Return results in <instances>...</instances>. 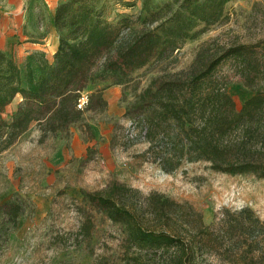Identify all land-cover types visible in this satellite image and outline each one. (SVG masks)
<instances>
[{
    "label": "trees",
    "instance_id": "16d2710c",
    "mask_svg": "<svg viewBox=\"0 0 264 264\" xmlns=\"http://www.w3.org/2000/svg\"><path fill=\"white\" fill-rule=\"evenodd\" d=\"M229 1L173 0L154 10L144 5L146 15L136 29L125 18L116 24L107 21L95 1L61 3L53 24L58 32H66L51 63L33 56L23 73L0 51V151L32 123L44 135H54L79 122L85 112L103 111L104 88L78 107L88 86L126 85L136 71L169 60L186 40L222 23ZM260 44L230 46L214 53L201 46L190 70L154 78L135 96L126 115L137 123L148 145L144 153L161 171L172 173L183 164L204 163L213 172L264 179V92L254 91L264 82ZM227 60L234 63L239 81L255 92L242 103L228 92L224 78L216 77L215 69ZM17 98L15 110L3 118ZM130 193L116 184L105 193L85 195L84 200L120 225L128 242L153 249L160 257L166 253L156 264H199L204 256L216 257L219 264H264V220L251 210H225L213 231L202 229L200 223L188 234L193 220L184 218L194 215L199 221L193 211L186 216L181 206L151 196L147 205L158 229L139 217L129 202ZM3 207L15 221L19 207ZM173 214L187 226L183 238L168 224Z\"/></svg>",
    "mask_w": 264,
    "mask_h": 264
},
{
    "label": "rangeland",
    "instance_id": "374dc122",
    "mask_svg": "<svg viewBox=\"0 0 264 264\" xmlns=\"http://www.w3.org/2000/svg\"><path fill=\"white\" fill-rule=\"evenodd\" d=\"M103 17L113 23L128 19L136 29L146 15L144 5L154 10L173 0H92ZM222 23L209 27L195 39L186 40L172 57L136 71L122 86L110 82L88 86L79 100L103 89L106 107L101 112H85L82 119L54 135L43 134L36 123L7 149L0 151V264H156L155 250L128 242L118 224L108 221L85 200V195L105 193L112 185L132 191L129 202L139 217L150 225L148 199L163 197L181 206L186 216L193 211L191 232L196 226L213 231L223 212L251 210L264 220V179L252 175H227L207 169L204 163L183 164L165 173L144 153L148 145L137 123L126 115L135 96L152 79L163 74L190 70L201 46L210 53L242 44L256 45L264 54V0H231ZM197 27L195 31L200 30ZM61 30L59 35L65 34ZM13 46V44H12ZM12 46L6 56L25 73ZM11 47V48H10ZM232 61L222 62L216 77L224 78L228 92L242 103L256 92H264V82L251 90L235 76ZM19 98L6 108L7 118ZM4 205L19 207L12 220ZM166 219V218H165ZM185 222L176 214L169 226L183 238ZM86 227V228H85ZM159 229L160 227L157 226ZM204 229V230H205ZM174 250V249H173ZM172 249L169 250V254ZM199 264H219L214 256H204Z\"/></svg>",
    "mask_w": 264,
    "mask_h": 264
},
{
    "label": "crops",
    "instance_id": "0c3cea01",
    "mask_svg": "<svg viewBox=\"0 0 264 264\" xmlns=\"http://www.w3.org/2000/svg\"><path fill=\"white\" fill-rule=\"evenodd\" d=\"M65 1L0 0V51L6 53L13 44V53L24 66L33 56L51 63L60 38L53 17Z\"/></svg>",
    "mask_w": 264,
    "mask_h": 264
}]
</instances>
